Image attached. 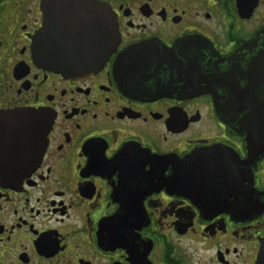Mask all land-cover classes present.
Returning a JSON list of instances; mask_svg holds the SVG:
<instances>
[{
	"label": "flooded vegetation",
	"instance_id": "1",
	"mask_svg": "<svg viewBox=\"0 0 264 264\" xmlns=\"http://www.w3.org/2000/svg\"><path fill=\"white\" fill-rule=\"evenodd\" d=\"M41 1L0 0V114L45 130L31 167L10 153L32 151L31 125H0V264H264V155L247 163L209 91L264 30V0H97L119 41L63 74L34 61Z\"/></svg>",
	"mask_w": 264,
	"mask_h": 264
},
{
	"label": "water",
	"instance_id": "2",
	"mask_svg": "<svg viewBox=\"0 0 264 264\" xmlns=\"http://www.w3.org/2000/svg\"><path fill=\"white\" fill-rule=\"evenodd\" d=\"M41 10L42 26L34 47V61L38 65L62 74L92 71L104 64L119 41L114 17L109 8L97 0H42ZM89 27L100 29L101 33L92 29L85 34L83 29ZM63 28L74 31L63 32ZM61 35L67 40L61 47L63 52L56 42ZM58 51L63 55L58 56ZM241 51L242 57L236 54L224 61L229 67L225 75H212L210 82L214 84L209 91L217 94L215 110L219 119L234 132L246 134L249 164L257 155H264V30ZM8 121L15 125L6 130L7 135L1 129L5 140L11 139L9 134L17 137L25 133L27 125H31L37 138L32 151L22 153L15 145L10 153L14 163L18 161L16 157L23 156L19 163L35 167L44 151L45 130L41 116L31 112L0 114V125ZM26 155L29 159L24 158ZM26 172L28 170H23ZM247 177V180L252 179L249 170Z\"/></svg>",
	"mask_w": 264,
	"mask_h": 264
}]
</instances>
